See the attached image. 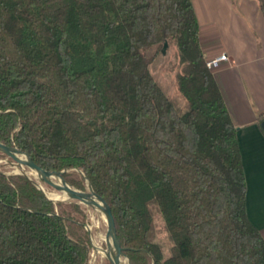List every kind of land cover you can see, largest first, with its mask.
<instances>
[{
	"label": "trees",
	"instance_id": "1",
	"mask_svg": "<svg viewBox=\"0 0 264 264\" xmlns=\"http://www.w3.org/2000/svg\"><path fill=\"white\" fill-rule=\"evenodd\" d=\"M164 49L172 95L150 71ZM0 142L76 189L90 182L131 264H264L194 0H0ZM5 165L0 264H91L84 205Z\"/></svg>",
	"mask_w": 264,
	"mask_h": 264
},
{
	"label": "crops",
	"instance_id": "2",
	"mask_svg": "<svg viewBox=\"0 0 264 264\" xmlns=\"http://www.w3.org/2000/svg\"><path fill=\"white\" fill-rule=\"evenodd\" d=\"M200 40L231 118L238 128L247 177V211L264 236V17L257 0H194ZM205 11L211 19L200 20Z\"/></svg>",
	"mask_w": 264,
	"mask_h": 264
},
{
	"label": "rangeland",
	"instance_id": "3",
	"mask_svg": "<svg viewBox=\"0 0 264 264\" xmlns=\"http://www.w3.org/2000/svg\"><path fill=\"white\" fill-rule=\"evenodd\" d=\"M206 15L204 17L199 16L200 20H207L211 19L209 17V14L207 11H205ZM172 53V49L169 51L163 52L159 54L156 59L153 61V63L150 65V71L155 77V79L159 82V84L162 86V88L168 93V94H174L175 92V82H174V72L172 70V62L170 55ZM6 164L4 169L7 170L8 173H27L29 176L35 179L33 176L34 171L29 168L26 164H21L17 161H14L13 159L7 157V158H0V164ZM53 179L57 181H61L60 177L57 175H54L52 177ZM43 188L46 191V194L52 198L55 202L63 201L67 202L70 200H73L70 198V196L62 189H58L55 187H52L45 182H41ZM73 187V186H72ZM88 188V186H87ZM82 205H84L87 215H88V223L86 224V228L88 230H91V240L92 244H94V249L92 252V264H111L110 260L106 256H102L98 252V248H102L104 250H107L108 244H107V224L104 217L103 212L100 209H96L93 207H90L86 205L83 202H80ZM162 238L160 239L163 243L166 253H168V246H169V240L163 236V234H160Z\"/></svg>",
	"mask_w": 264,
	"mask_h": 264
},
{
	"label": "water",
	"instance_id": "4",
	"mask_svg": "<svg viewBox=\"0 0 264 264\" xmlns=\"http://www.w3.org/2000/svg\"><path fill=\"white\" fill-rule=\"evenodd\" d=\"M164 52H166V49H164ZM261 126L264 130V119L261 122ZM0 151L5 153L7 157L13 159L14 161L28 165L29 168L34 171L35 174H33V176L35 177V179H32V177L25 172L23 174L31 178L34 183L45 193L46 191L43 188L41 182H45L46 184L52 187L64 190L70 196L71 199L79 200L80 202H83L90 207L100 209L104 214L107 224V240H111L112 244L115 246V250L112 256L107 258L110 260L111 264H121V257H125L128 259L129 264H131L130 258L124 253L121 242L117 236L112 209L110 205L106 202V200L94 191L90 182H88L87 191L76 189L72 187L63 177L65 171H48L40 167L37 163H35V161L25 152L21 151L17 147H11L2 142H0ZM54 175L59 176L61 181L53 179L52 177ZM89 232L91 234V230H89Z\"/></svg>",
	"mask_w": 264,
	"mask_h": 264
},
{
	"label": "bare ground",
	"instance_id": "5",
	"mask_svg": "<svg viewBox=\"0 0 264 264\" xmlns=\"http://www.w3.org/2000/svg\"><path fill=\"white\" fill-rule=\"evenodd\" d=\"M107 244H108V248H107V250H104V249H102V248H100V247L98 248V252H99L103 257H104V256H106V257H111L112 254H113V252H114V250H115V246L112 244V241H111V240H107ZM120 261H121V264H129L128 259L125 258V257H121Z\"/></svg>",
	"mask_w": 264,
	"mask_h": 264
},
{
	"label": "built area",
	"instance_id": "6",
	"mask_svg": "<svg viewBox=\"0 0 264 264\" xmlns=\"http://www.w3.org/2000/svg\"><path fill=\"white\" fill-rule=\"evenodd\" d=\"M227 59V55L223 53L221 56L212 58L208 60V66L212 69L218 65V63L222 60Z\"/></svg>",
	"mask_w": 264,
	"mask_h": 264
}]
</instances>
